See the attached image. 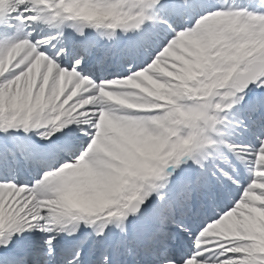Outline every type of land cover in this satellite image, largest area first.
<instances>
[{
  "label": "snow or ice",
  "instance_id": "obj_1",
  "mask_svg": "<svg viewBox=\"0 0 264 264\" xmlns=\"http://www.w3.org/2000/svg\"><path fill=\"white\" fill-rule=\"evenodd\" d=\"M0 264H264V0H0Z\"/></svg>",
  "mask_w": 264,
  "mask_h": 264
}]
</instances>
